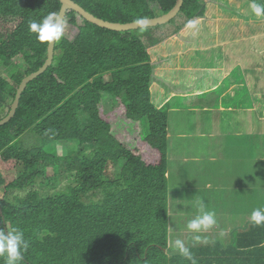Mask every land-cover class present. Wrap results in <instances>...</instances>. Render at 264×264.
Instances as JSON below:
<instances>
[{
    "label": "trees",
    "instance_id": "trees-1",
    "mask_svg": "<svg viewBox=\"0 0 264 264\" xmlns=\"http://www.w3.org/2000/svg\"><path fill=\"white\" fill-rule=\"evenodd\" d=\"M72 1L122 24L167 14L178 2ZM251 2L185 0L184 24L150 45L143 38L154 28L117 32L68 11L66 25L77 34L70 38L65 30L54 66L29 86L16 117L0 127V228L25 232L29 248L22 264H192L173 252L169 234L175 219L188 226L202 215L195 202H179L177 196L188 193L216 214L201 231L233 239L227 247L207 241L196 248L195 264H264V224H238L220 214L228 203L243 210L262 204L264 189L245 193L252 186L225 184L234 195L220 198L211 171L220 160L217 148L247 159L234 156L242 148L232 146L245 138L264 162V17L251 13ZM61 8L58 0H0V61H25L13 79L0 75V120L23 82L49 59L51 43L38 41L29 21ZM211 94L217 95L213 107L196 104ZM236 111L245 114H229ZM111 119L128 138L127 126L136 128L142 145L130 149L119 140ZM59 141L72 145L69 155L58 157ZM67 176L74 187L64 193L49 197L37 188L50 189Z\"/></svg>",
    "mask_w": 264,
    "mask_h": 264
},
{
    "label": "rangeland",
    "instance_id": "rangeland-1",
    "mask_svg": "<svg viewBox=\"0 0 264 264\" xmlns=\"http://www.w3.org/2000/svg\"><path fill=\"white\" fill-rule=\"evenodd\" d=\"M176 21L178 22V24H174V23L167 24L159 28L151 29L150 31L151 35H147L143 38L144 43L146 45H150L152 38H159L163 40L168 36H172L176 32L178 25L184 24L186 19L178 18ZM249 21H251L250 18ZM65 30H67V35L70 38H72L77 34V29L74 28L69 30L68 25H66ZM245 47L246 44L245 42H243L241 49ZM24 62L25 61L21 62L20 66H18L17 64L7 65L4 61H0V75L4 79H8V80L13 79L14 77L13 75L20 71L21 64H24ZM262 80L264 85V76L262 77ZM215 97H216L215 94H211L210 97L199 100L198 104L199 105L213 104L215 101ZM6 112L8 111L6 110ZM111 121L113 122L114 131L118 133L117 135L118 139L121 140L123 143H125L127 146H129L130 149H138V146L141 143L139 142L137 129L136 128L134 130L129 129L131 124L130 126H127L126 129L128 130L129 133V138H128V135L126 133L127 131H121L117 126H115L114 120L111 119ZM263 130H264V124H263ZM27 136L28 134L25 135V137ZM239 136H241L242 138L246 137L245 134ZM30 141L31 140H29L28 142ZM76 145H78L77 142ZM71 149H72V145L68 144V142H64V141L57 142L56 152L58 157H65L69 155V153H71ZM226 150H228L227 146H226ZM256 154L257 152L255 150V145L246 138L243 140L242 150L239 152H235L234 156L247 158V159L232 158L231 153L226 152L225 148H222V150L221 148H217V150L214 152V155L217 156V158L220 160H216L214 163L211 164V171L213 173L212 177L215 175L213 177V186L215 190L213 193L216 194L217 196L220 195V198L222 196H226V199L229 196L233 197L234 192L228 193L225 184L226 185L245 184L249 187L252 186V189H242V191L245 193H247L248 190L249 192H252L253 189L254 190H258L260 188L264 189V185L261 182V178L264 174V162H262V159L258 158ZM254 160H259V161H254ZM0 169H2L1 162H0ZM22 173H24V171ZM52 174L53 173L50 171V175ZM216 174H218V178H216ZM73 181L74 180L72 179L71 176H67V177H62L60 181H58V183L50 189H41L43 187V184L37 185V188H39L43 192L44 196L53 197L55 195V191H59L60 194L66 192V191L64 192L62 191L64 189H67L69 187V184L72 185ZM72 186L74 187V185ZM1 191H3V187L1 188ZM239 194H241V192H239ZM20 195L25 197L24 193H20ZM93 198L94 200H99L100 194L93 196ZM177 198L179 199V202L182 199H184L187 202H195L197 199H201V197L196 193H188L185 196H177ZM235 208L236 210H239L238 206H236ZM240 212H243L242 208H240ZM230 220L232 219L230 218ZM237 220L239 221L238 224L251 222V216L250 215L239 216ZM246 230L247 229H245L244 227L241 228L242 232ZM169 234H170V244L172 247L174 246V242L177 239L182 240L185 243V246L187 247L192 242L197 243L196 241L200 237L208 238L210 239V242L217 239H221L225 244L233 243V239L228 238V234L226 232L223 231L213 232V231L205 230V232L203 233L201 230L192 231L188 228V226L182 225L180 220L177 219L174 220V223L172 224V228L171 230H169ZM208 239H199V240L206 241ZM206 245H208V243L202 244L200 246H206Z\"/></svg>",
    "mask_w": 264,
    "mask_h": 264
},
{
    "label": "clouds",
    "instance_id": "clouds-1",
    "mask_svg": "<svg viewBox=\"0 0 264 264\" xmlns=\"http://www.w3.org/2000/svg\"><path fill=\"white\" fill-rule=\"evenodd\" d=\"M251 13L256 17H264V2H256L252 0L249 4ZM134 25L137 26L141 32L145 31L150 21L143 17H138L134 20ZM29 31L36 34V38L40 42H59L64 35L66 22L63 16L57 12H50L40 21H29ZM194 206L202 213L195 219L191 220L188 224V228L192 231H200L207 229L215 223L214 213L205 212L203 199H197ZM251 221L254 225L264 224V208L254 209L251 213ZM6 224V223H5ZM8 228V225L6 226ZM172 228V224H171ZM199 239H208L200 237L197 239V243H190L187 247L185 243L177 239L174 242L173 252H178L181 257L188 261H192L195 264V259L192 251L196 248L202 247L200 245L206 244L207 241H200ZM200 241V242H199ZM214 245L222 244L223 246H229L231 244H225L221 239L212 241ZM29 243L25 239V232L20 228H14L11 230H5L0 228V258H2L3 264H22L24 259V253L27 252Z\"/></svg>",
    "mask_w": 264,
    "mask_h": 264
},
{
    "label": "bare ground",
    "instance_id": "bare-ground-1",
    "mask_svg": "<svg viewBox=\"0 0 264 264\" xmlns=\"http://www.w3.org/2000/svg\"><path fill=\"white\" fill-rule=\"evenodd\" d=\"M58 1L62 4V8H61V10H60V14H61V12H62V10H63V7H64V4L62 3L61 0H58ZM69 1H70L71 3H73L74 5L78 6L79 8L83 9L86 13L90 14V15L93 16L95 19L103 20V21H105V22H109V23H112V24H119V25H123V26H128V29H127V30H122V31H117V30L109 29V28H106V27H103V26H99V25H97V24H95V23L89 21V20H88L87 18H85L81 13H79L78 11H76V10H74V9H67V10L65 11L64 20H66V17H67V13H68V11H74V12L78 15V17H81V18L85 19L86 21H88V22H90V23H92V24H94V25H96V26H98V27H100V28H103V29H108V30L117 31V32H129V31L139 30V28H138L137 26H135L133 22H132V23L122 24V23H114V22L106 21V20H104V19H100V18L94 16L93 14H91L90 12H88L86 9H84L83 7H81L80 5H78L77 3H75L74 1H72V0H69ZM184 2H185V0H182V5L180 6V8H178V5H179V0H178L176 7H174L169 13H167V14H163V15H161V16H159V17H156V18H149L148 20L150 21V23L147 25V28H157V27H160V26H164V25H167V24H171L172 21H175V20H177L178 18H180V15H181V13H182V8H183V6H184ZM173 12H177V14H176V16H175L174 18H171L169 21H166V22H163V21H162V18H164V17L170 15V14L173 13ZM56 43H57V42H53V43H51V45H50L49 59H48V62H47V64H46V66H45L40 72H38L37 74H35V75H33V76L27 78V79L23 82V84H24L27 80L32 79L31 82L27 85V88L24 90V92H23V94H22V97H21V100H20V103H19V107L17 108V111L15 112V114H14L13 116H11V118H10L6 123L0 125V127L3 126V125H5V124H7L8 122H10L11 120H13V119L16 117L17 112L19 111L20 106H21V102H22L23 95H24V93L26 92V90L29 88V86H30L34 81H36L37 79H39V78L43 77L45 74H47V73L49 72V70L54 66V64H55V48H56ZM52 44H54V46H52ZM49 62H51V65H50V66H48V65H49ZM21 66H22V65H21ZM6 80H8V79H6ZM10 80H11V79H10ZM23 84L20 86V88L23 86ZM20 88H19V90H20ZM19 90H18V93H19ZM18 93H17V97H18ZM17 97H16V99H15L13 105H11L10 112L13 111V109H14V106H15L16 101H17ZM10 112H8V114H6V116H5L4 118H2L0 121H2L3 119H5L6 117H8L9 114H10ZM0 162H1V164H2V160H1V159H0ZM1 170H2V169H0V171H1ZM171 215H173V214H170V218H172Z\"/></svg>",
    "mask_w": 264,
    "mask_h": 264
},
{
    "label": "water",
    "instance_id": "water-1",
    "mask_svg": "<svg viewBox=\"0 0 264 264\" xmlns=\"http://www.w3.org/2000/svg\"><path fill=\"white\" fill-rule=\"evenodd\" d=\"M61 1L64 4L63 10L61 12V15L63 16V18L65 16V11L67 9H74V10L78 11L79 13H81L89 21H91V22H93V23H95V24H97L99 26H103V27H106V28H109V29H113V30H117V31H122V30H127L128 29V26H123V25H119V24H112V23H109V22H105L103 20L95 19L93 16H91L88 13H86L83 9H81L78 6L74 5L69 0H61ZM181 5H182V0H179L178 8H180ZM176 14H177V12H173L170 15L162 18V21L163 22L169 21L171 18H174L176 16ZM52 46H54V44H52ZM50 65H51V62H49L48 66H50ZM31 80L32 79L27 80L23 84V86L20 88L19 93H18V97H17V101H16V104L14 106L13 111L10 112L8 117H6L2 121H0V125L6 123L11 118V116H13L15 114V112L17 111V108L19 107V103H20L22 94H23L24 90L27 88V85L31 82Z\"/></svg>",
    "mask_w": 264,
    "mask_h": 264
},
{
    "label": "crops",
    "instance_id": "crops-1",
    "mask_svg": "<svg viewBox=\"0 0 264 264\" xmlns=\"http://www.w3.org/2000/svg\"><path fill=\"white\" fill-rule=\"evenodd\" d=\"M211 96V95H210ZM209 96V97H210ZM215 101H214V103L213 104H206V105H200V106H205V107H213L214 105H215V102H216V100H217V95L215 94ZM205 99V98H204ZM199 100H202V99H199ZM198 100V101H199ZM198 101H197V105H199L198 104ZM226 113H222V115H225ZM229 114H234V115H238V116H240V115H242V114H245V113H243V112H239V111H236V112H232V113H229ZM235 141V143H233L232 144V146H240V148H242V142H237L236 140H234ZM236 206L235 205H232V204H230V203H228V210H227V212H225V213H220V214H222V215H227V216H233V220H235V219H237L240 215H237L236 213H239L240 212V207H239V210H236V208H235ZM257 208H264V204L262 203V204H260V205H256V206H252V205H249V204H247L246 206H245V209L243 210V211H248V210H254V209H257ZM204 211L205 212H211V210L209 209V207H207V206H205V208H204ZM202 214V213H201ZM214 215H216V214H214Z\"/></svg>",
    "mask_w": 264,
    "mask_h": 264
}]
</instances>
